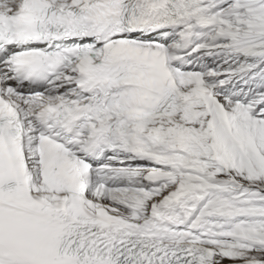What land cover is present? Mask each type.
I'll return each instance as SVG.
<instances>
[{"label": "snow or ice", "instance_id": "snow-or-ice-1", "mask_svg": "<svg viewBox=\"0 0 264 264\" xmlns=\"http://www.w3.org/2000/svg\"><path fill=\"white\" fill-rule=\"evenodd\" d=\"M0 264H264V0H0Z\"/></svg>", "mask_w": 264, "mask_h": 264}]
</instances>
